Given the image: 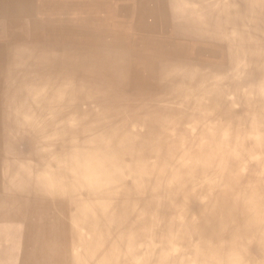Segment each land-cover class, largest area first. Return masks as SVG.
Wrapping results in <instances>:
<instances>
[{"label": "bare ground", "instance_id": "1", "mask_svg": "<svg viewBox=\"0 0 264 264\" xmlns=\"http://www.w3.org/2000/svg\"><path fill=\"white\" fill-rule=\"evenodd\" d=\"M0 264H264V0H0Z\"/></svg>", "mask_w": 264, "mask_h": 264}]
</instances>
